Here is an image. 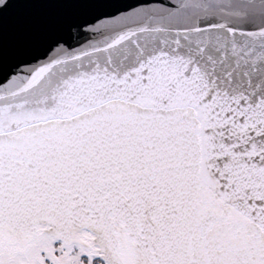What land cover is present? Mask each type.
Listing matches in <instances>:
<instances>
[{
  "label": "snow or ice",
  "instance_id": "1",
  "mask_svg": "<svg viewBox=\"0 0 264 264\" xmlns=\"http://www.w3.org/2000/svg\"><path fill=\"white\" fill-rule=\"evenodd\" d=\"M0 264H264V0H0Z\"/></svg>",
  "mask_w": 264,
  "mask_h": 264
},
{
  "label": "water",
  "instance_id": "2",
  "mask_svg": "<svg viewBox=\"0 0 264 264\" xmlns=\"http://www.w3.org/2000/svg\"><path fill=\"white\" fill-rule=\"evenodd\" d=\"M133 2H134V0H133Z\"/></svg>",
  "mask_w": 264,
  "mask_h": 264
}]
</instances>
